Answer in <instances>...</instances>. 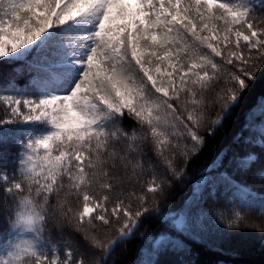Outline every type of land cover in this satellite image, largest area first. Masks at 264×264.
Listing matches in <instances>:
<instances>
[{
	"label": "snow or ice",
	"instance_id": "snow-or-ice-1",
	"mask_svg": "<svg viewBox=\"0 0 264 264\" xmlns=\"http://www.w3.org/2000/svg\"><path fill=\"white\" fill-rule=\"evenodd\" d=\"M255 6L0 0V64L11 66L0 70V161L11 165L0 168V264H110L117 248L126 251L142 220L183 190L189 164L264 69ZM233 143L244 153H217L192 180L183 214H167L176 231L201 240L205 192L220 188L229 230L244 212L264 216V195L236 178L259 164L264 180V95ZM54 233L68 238L54 243ZM141 238L151 241L150 258L134 264L191 254L167 235Z\"/></svg>",
	"mask_w": 264,
	"mask_h": 264
},
{
	"label": "trees",
	"instance_id": "trees-1",
	"mask_svg": "<svg viewBox=\"0 0 264 264\" xmlns=\"http://www.w3.org/2000/svg\"><path fill=\"white\" fill-rule=\"evenodd\" d=\"M254 15L258 19L264 18V7L254 8ZM0 70L4 73L11 71V66L0 64ZM2 79V76H0ZM28 79L24 75L19 79L21 85L25 84ZM249 89L245 93V99L241 102V107L233 110L224 122L223 127L219 128L214 138L209 137L208 143L200 157L194 160L188 166V174L191 178L183 182V190L179 186L174 190V194L169 197L167 206H162L161 211L150 218L143 219L137 229L136 237L128 242L127 248L123 246L116 249L109 262L115 259L117 264H134L138 259L150 258L151 241L142 239V236H151L158 238L161 235H167L174 239L182 240L185 245L191 249V254L183 252L177 253L173 251H163L157 259V264H264V232L258 230L264 227V216L259 215L257 211L244 212L245 219L240 222L238 229L229 230L227 228V219H221L218 215V209L223 208L225 195L223 189L216 191L214 196H208L205 192V201L203 210L206 213L205 228L201 233L202 239L197 240L188 233L181 234L176 231L168 213H175L177 216L183 214L185 197L190 194L191 182L197 177V174L206 165L211 164L217 153L227 151L228 157L234 153L242 155L246 146L233 143V137L238 133L246 120V113L253 110L257 105V98L264 95V69L256 73L254 81L249 82ZM245 135H248L245 132ZM15 152L12 148L10 152H4L3 155L11 157ZM228 157L225 159L227 160ZM10 164L0 161V168H10ZM257 164L252 172H241L237 174V179L242 181L254 191H258L264 195V180L255 176V172L259 169ZM231 172L232 169H229ZM150 179V177H144ZM2 201H0V215L4 213ZM231 217L229 216L228 219ZM255 222L256 227L251 226ZM114 235V233H113ZM68 237H57L53 234V242L60 243L62 239ZM141 245L144 246V252H140ZM63 251V248L61 249Z\"/></svg>",
	"mask_w": 264,
	"mask_h": 264
},
{
	"label": "rangeland",
	"instance_id": "rangeland-1",
	"mask_svg": "<svg viewBox=\"0 0 264 264\" xmlns=\"http://www.w3.org/2000/svg\"><path fill=\"white\" fill-rule=\"evenodd\" d=\"M253 3H254V5H256L257 7H260V6H258L259 0H253Z\"/></svg>",
	"mask_w": 264,
	"mask_h": 264
}]
</instances>
